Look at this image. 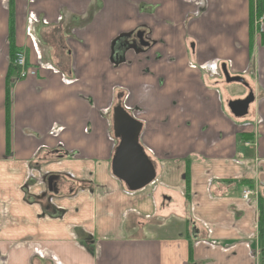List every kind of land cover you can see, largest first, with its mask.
<instances>
[{"label": "crops", "instance_id": "obj_1", "mask_svg": "<svg viewBox=\"0 0 264 264\" xmlns=\"http://www.w3.org/2000/svg\"><path fill=\"white\" fill-rule=\"evenodd\" d=\"M256 6L0 0V264H264ZM11 15L14 52L36 69L21 80L9 55ZM222 65L254 96L243 117L228 104L245 92H224ZM122 86L155 163L154 181L136 192L111 173V115L101 112ZM45 174L59 176L57 190L46 192ZM156 184L159 195L147 192Z\"/></svg>", "mask_w": 264, "mask_h": 264}, {"label": "water", "instance_id": "obj_2", "mask_svg": "<svg viewBox=\"0 0 264 264\" xmlns=\"http://www.w3.org/2000/svg\"><path fill=\"white\" fill-rule=\"evenodd\" d=\"M144 32H136L135 37L141 47H148V43L143 40ZM222 73L226 83H240L246 86L243 78L230 76L222 66ZM253 95L249 94L243 100L231 101L228 106L233 116L243 117L247 114L248 106L253 102ZM142 124L133 119L118 104L113 108V132L114 137L119 139V144L111 157V173L121 181L130 192L139 191L155 179V163L152 162L144 153L138 143V138ZM59 178L57 175H51L47 179V189H52V179Z\"/></svg>", "mask_w": 264, "mask_h": 264}, {"label": "flooded vegetation", "instance_id": "obj_3", "mask_svg": "<svg viewBox=\"0 0 264 264\" xmlns=\"http://www.w3.org/2000/svg\"><path fill=\"white\" fill-rule=\"evenodd\" d=\"M139 31H141V32H144V36H143V40H144V42H146V43H148L149 45H148V47L150 46V41L145 37L146 36V34H145V31L144 30H137L136 32H139ZM135 32V33H136ZM134 38L137 40V42H138V39L135 37V35H134ZM138 44H139V42H138ZM140 45V44H139ZM141 47V46H140ZM142 48H147V47H142ZM223 66V65H222ZM222 66L220 67V72H221V75L223 76V73H222ZM224 67H225V65H224ZM225 69H226V67H225ZM227 70V69H226ZM229 74V73H228ZM230 75V74H229ZM231 76V75H230ZM234 77V76H233ZM237 77H239V76H237ZM223 78H224V76H223ZM242 78V77H241ZM118 93V94H117ZM115 94V96L116 95H118L117 96V98H116V104H115V106H113V103H114V101L112 100L111 101V103L109 104V106H108V108H106V109H104V110H102L101 112L103 113V115L105 114V115H108L109 117H110V115H111V118H110V120H108V125H109V130H110V133H109V136H108V139L110 140V142H111V145H112V155H113V152H114V150L116 149V147L118 146V144H119V139H117V138H115L114 137V132H113V108L114 107H116L118 104L122 107V109L126 112V113H128V115L130 116V117H132L133 119H135V120H137L138 122H140L141 124H142V128H141V131H140V135H139V138H138V143H139V145L142 147V149H143V151H144V153L146 154V156L149 158V156L147 155V153H146V150L144 149V147H143V145L140 143V137H141V133H142V131H143V121L142 120H140L139 119V116L141 115V112H140V110L138 109V108H135V107H133V106H131L130 104L128 105V107L127 106H125V101L127 100V99H129V97H128V95L130 96V93H129V90L128 89H125L124 87L119 91L118 89L116 90V92L114 93ZM249 94H252V92H248L247 93V95L243 98V99H245ZM253 95V94H252ZM125 98V100H124V102H123V99ZM120 99V100H119ZM243 99H240V100H243ZM253 99H254V96H253ZM254 101V100H253ZM111 113V114H110ZM150 159V158H149ZM151 160V159H150ZM152 161V160H151ZM153 162V161H152ZM110 165H111V163H110ZM52 174H45V175H43V177H42V181L43 182H47V179H48V177L49 176H51ZM53 175H56V174H53ZM58 176V175H57ZM59 177V176H58ZM59 180H60V178H57V179H52L51 180V182H54L53 183V186H52V189L50 190V191H48V189L46 190V192L47 193H51L52 192V190L53 189H56V184H55V182H59ZM118 180V179H117ZM121 182V181H120ZM46 187H47V184H46ZM57 190V189H56ZM46 192H43L42 194H41V198H43L42 196H46Z\"/></svg>", "mask_w": 264, "mask_h": 264}, {"label": "built area", "instance_id": "obj_4", "mask_svg": "<svg viewBox=\"0 0 264 264\" xmlns=\"http://www.w3.org/2000/svg\"><path fill=\"white\" fill-rule=\"evenodd\" d=\"M254 28L258 31H263L264 29V13L254 21ZM13 66L17 69V79H26L29 76H34L36 74V69L29 68L26 59L22 54H16ZM242 199L247 201L253 192L250 189H244L241 193Z\"/></svg>", "mask_w": 264, "mask_h": 264}, {"label": "rangeland", "instance_id": "obj_5", "mask_svg": "<svg viewBox=\"0 0 264 264\" xmlns=\"http://www.w3.org/2000/svg\"><path fill=\"white\" fill-rule=\"evenodd\" d=\"M264 30V29H263ZM257 31V30H256ZM258 32L260 33L261 31H259L258 30ZM123 87V86H122ZM223 90H224V92L227 94V95H229V96H231V95H235V94H241L243 91H244V88H242V84H240V83H236V82H233V83H229L228 85L227 84H224V86H223ZM116 92V91H115ZM115 92H113V94L115 93ZM245 93L243 94V95H240L238 98H236V99H243L246 95H247V92L246 91H244ZM118 94V93H117ZM117 96L118 95H114L113 96V98H112V100L114 101V103H113V106H115V104H116V98H117ZM223 96H224V94H223ZM119 97V96H118ZM243 97V98H242ZM111 100V101H112ZM120 100V99H119ZM124 100H125V98L123 99V102H124ZM111 103V102H110ZM264 103V101L263 100H257V105H256V108H255V115L258 117L257 119H259V117H260V119L258 120V123L260 122V123H264V115L263 114H261V112H262V104ZM125 106H127L128 107V105L130 104V101H129V99H127L126 101H125ZM260 104V106H259V110H258V105ZM104 110V109H103ZM260 112V113H259ZM111 114V113H110ZM37 178H39V177H37ZM40 182H41V180H40ZM155 186V188H156V191H157V194L159 195V193H158V191H159V189H160V187L158 186V184H156V185H152V187L150 188V189H148L147 190V192H149L153 187ZM161 191L162 190H160L159 192L161 193ZM161 195V194H160ZM168 196V195H167ZM161 200V199H160Z\"/></svg>", "mask_w": 264, "mask_h": 264}, {"label": "trees", "instance_id": "obj_6", "mask_svg": "<svg viewBox=\"0 0 264 264\" xmlns=\"http://www.w3.org/2000/svg\"><path fill=\"white\" fill-rule=\"evenodd\" d=\"M256 13H257V16H256L257 18H259L264 13V0H257ZM12 23L13 22H12V15H11L10 18H9V48H10L9 55H10L11 65L13 66L14 58H15L16 54H18V53L14 52V50L16 48L14 47V44L12 42V38H13V34H14V28H13V24ZM251 28H252V22H251L250 31H251ZM13 70H14V72L16 74L17 69L14 66H13ZM188 176H189V172H188V167H187L186 171H185V176H184L185 184H186V194H187L186 198H188V191H189V178H188ZM242 182H244V181H242ZM260 221L262 222V216L260 218ZM261 222H260L259 228L262 231Z\"/></svg>", "mask_w": 264, "mask_h": 264}]
</instances>
